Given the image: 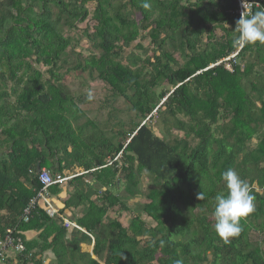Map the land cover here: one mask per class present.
Listing matches in <instances>:
<instances>
[{
	"label": "trees",
	"instance_id": "obj_1",
	"mask_svg": "<svg viewBox=\"0 0 264 264\" xmlns=\"http://www.w3.org/2000/svg\"><path fill=\"white\" fill-rule=\"evenodd\" d=\"M90 3L95 25L83 32L92 44L86 57L71 48L67 34L89 19ZM149 3L146 10L142 0H0V242L9 229L39 232L30 242L16 235L24 252L1 264H45L49 251V264H174L180 258L184 264H264V240H250L259 226L264 233V44L232 46L236 0ZM259 10L263 0L252 15ZM145 39L154 47L151 56ZM237 52L228 62L232 72L226 62L212 67ZM69 65L66 73L96 77L140 121L112 137L92 122L88 134L75 129L72 119L82 112L60 73ZM37 66L51 79L43 81ZM163 84L167 89L159 92ZM154 119L182 135L157 137L149 125ZM38 166L51 175L84 173L69 183L64 210H86L75 223L94 241L76 229L69 233L40 204L28 223L21 221L42 189ZM229 168L249 185L255 210L225 242L214 230L213 211L216 195L227 193L221 174ZM143 177L151 186L140 213L156 226L140 214L128 227L110 220V210H128L124 200L138 195Z\"/></svg>",
	"mask_w": 264,
	"mask_h": 264
},
{
	"label": "rangeland",
	"instance_id": "obj_2",
	"mask_svg": "<svg viewBox=\"0 0 264 264\" xmlns=\"http://www.w3.org/2000/svg\"><path fill=\"white\" fill-rule=\"evenodd\" d=\"M123 0H112V2L121 3ZM264 1V0H263ZM89 9V19L85 23L77 24V30L71 31L67 35H69L73 39L72 47L77 52H81L84 56L88 57L91 53V42L90 40L84 35V30L89 29L91 30L92 27L95 25V22L92 20V16L96 7L95 3L88 4ZM128 10H130L128 8ZM132 17L140 21L141 16L137 13H132ZM130 17V18H132ZM132 18V19H133ZM217 39L221 38L222 33L221 31H215ZM143 46L145 49H148V56H151L153 53V46H150V40L145 39ZM176 44V43H175ZM128 55V53H127ZM139 56H143V54L139 53ZM144 59V58H143ZM183 63V62H181ZM68 67L71 65L63 68L60 73L65 74L63 78L62 86L67 89L69 94H71L72 98L74 99L76 105L81 110L82 113L76 114V119H72L74 128L81 127L83 128L84 134H88L92 132L91 126L89 123H94L98 127L99 130L104 132L106 137H112L120 130H128L129 124L131 120L134 122H139L138 118L133 117L134 115L129 112V107L126 102L122 98H114L112 97L109 90L105 87V85L97 80L96 77H91L88 73H83L81 71L70 72L66 73ZM40 72L43 74V81H47L51 79L49 73H47V68L42 66H37ZM162 89H167V84H163V88H159L158 91L160 92ZM172 90V89H171ZM89 93L92 94L93 99L89 100L88 95ZM150 127L152 128L153 132L157 137L164 139L165 141L173 140L175 138H179L182 134L178 132H174L172 129L165 127L159 120H152L149 122ZM257 143L256 140L253 141L252 146H255ZM91 183L92 179L90 177L86 178V183ZM151 186V182L146 177L142 178L141 186L139 187L138 195L135 197L128 198L126 201L124 200L126 207L128 208L127 211H123L119 209L118 206L114 210H110L108 213L110 220H118L123 227H128L129 222L131 219L136 217L140 214L142 220L145 221L148 227H155L156 224L148 218L145 214L140 213L141 205L146 202L144 195L147 193L149 187ZM256 190L257 187L255 186ZM70 190V194L73 192V189ZM123 190H121L122 192ZM261 194L264 193V190L259 191ZM115 195H120L115 190H113ZM65 199V197H64ZM94 201L97 202V197L94 196ZM59 204V202H58ZM57 205V203H56ZM54 203V207L56 206ZM53 207V208H54ZM56 208V207H55ZM85 213V209L82 211V214ZM69 221V219L67 218ZM261 228V226H259ZM252 230L250 233V240L254 243H261L264 240V233L261 230ZM264 249V245H262ZM91 252V249L88 250ZM49 264V262H48Z\"/></svg>",
	"mask_w": 264,
	"mask_h": 264
},
{
	"label": "clouds",
	"instance_id": "obj_3",
	"mask_svg": "<svg viewBox=\"0 0 264 264\" xmlns=\"http://www.w3.org/2000/svg\"><path fill=\"white\" fill-rule=\"evenodd\" d=\"M242 8L250 0H241ZM141 6L144 9H150L149 0H142ZM245 9V8H244ZM238 35L233 39L232 46L242 49L249 45L264 44V10L256 11L251 17L241 12L240 18L236 21L234 29ZM88 99L92 100V94L89 93ZM227 193L217 194L213 216L215 219L214 230L216 234L228 242L230 238L238 236L241 231V221L247 218L255 210V197L250 191L249 185L232 168L227 169L221 174ZM198 200H204L203 191L197 193ZM174 264H184L182 258L176 259Z\"/></svg>",
	"mask_w": 264,
	"mask_h": 264
},
{
	"label": "built area",
	"instance_id": "obj_4",
	"mask_svg": "<svg viewBox=\"0 0 264 264\" xmlns=\"http://www.w3.org/2000/svg\"><path fill=\"white\" fill-rule=\"evenodd\" d=\"M261 1L262 0H250V3L245 4L244 9L242 8L241 0H236V3L238 5L237 14L241 16V12L245 11V15L247 17H251L253 9L261 6ZM237 55L238 52L212 67L218 66L221 63L226 62V69L232 72V66L228 64V62L235 59ZM83 174L84 173H73L70 175H51L50 172L45 169L40 170L38 179L40 184L42 185V189L37 194V196L29 202L28 206L23 211L21 221L23 223H28L38 204H43L45 206V210L50 217L55 216L56 212L54 211L50 200V190L56 186H63ZM63 222L66 228L81 230V228L78 227L75 223H72L67 219H64ZM16 235H21V233L16 232V230L9 229L6 232L5 238L0 242V264L4 262L5 259H7L8 257L14 256V258H16L18 255L24 252V242L20 237H16ZM89 237H91V235H89ZM91 239L93 238L91 237ZM9 252L13 253V255L9 256Z\"/></svg>",
	"mask_w": 264,
	"mask_h": 264
},
{
	"label": "crops",
	"instance_id": "obj_5",
	"mask_svg": "<svg viewBox=\"0 0 264 264\" xmlns=\"http://www.w3.org/2000/svg\"><path fill=\"white\" fill-rule=\"evenodd\" d=\"M46 170V169H45ZM77 172V171H76ZM75 172V173H76ZM70 174H73V173H70ZM70 174H67V175H70ZM71 182V181H70ZM69 182V183H70ZM69 183H67V185L65 184V185H63V186H58L59 187V189H60V192L58 193V194H52L51 193V191H50V200H51V204H52V206L54 207V203H55V205H56V203H57V205L53 208L54 209V211L56 212V214H55V216H53L52 218H54V217H58L59 219H61L62 221L64 220V219H69V221H71L72 223H75V220L77 219V218H80V217H82L83 216V214H82V211L84 210V208L82 209V207H79V208H77V209H75V208H72V209H68V210H64V202L69 198V195H70V190H68V189H71L72 187L69 185ZM64 197H65V199H64ZM92 200H94V197H93V199ZM58 202H59V204H58ZM40 207L41 208H44V210H45V206L43 205V204H40ZM62 210H64V214L63 215H60L59 214V212L60 211H62ZM86 211V210H85ZM45 212H46V210H45ZM46 214H47V212H46ZM76 224V223H75ZM68 229V231H69V233H71L74 229H72V228H67ZM77 230V229H76ZM78 231H81V232H83V233H85L82 229L81 230H78ZM23 236H24V238H25V240L26 241H28V242H30V241H32V240H35V239H37L38 238V236H39V232H35V231H28V232H23V233H21ZM88 235V234H87ZM89 236V235H88ZM92 237V236H91ZM90 237V238H91ZM93 238V237H92ZM93 241H94V238L92 239ZM91 251H92V248H91ZM10 256H12V255H10ZM11 259H14V256H12V258ZM54 259V255L49 251V252H47L46 254H45V256L43 257V260H44V263L45 264H48V262H50V260L52 261ZM15 264V263H14Z\"/></svg>",
	"mask_w": 264,
	"mask_h": 264
},
{
	"label": "water",
	"instance_id": "obj_6",
	"mask_svg": "<svg viewBox=\"0 0 264 264\" xmlns=\"http://www.w3.org/2000/svg\"><path fill=\"white\" fill-rule=\"evenodd\" d=\"M37 169H38V172L40 171V168H39V166L37 167ZM85 232V231H84ZM86 233V232H85Z\"/></svg>",
	"mask_w": 264,
	"mask_h": 264
}]
</instances>
